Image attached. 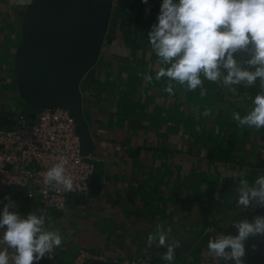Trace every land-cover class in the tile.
I'll list each match as a JSON object with an SVG mask.
<instances>
[{
    "label": "crops",
    "instance_id": "obj_1",
    "mask_svg": "<svg viewBox=\"0 0 264 264\" xmlns=\"http://www.w3.org/2000/svg\"><path fill=\"white\" fill-rule=\"evenodd\" d=\"M30 1L0 0V130L14 126L21 113L34 120L14 70ZM161 2L112 0L99 57L80 83L94 144L90 194L72 195L65 209L45 214V226L63 242L53 260L33 264H71L80 247L99 256L86 264H125L140 256L169 264L162 259L167 246L148 241L158 228H170L168 242H179L171 264H224L207 255L209 238L235 234L233 221L264 214V207L240 208L235 194L239 174L250 182L264 174V127L241 125L233 115L251 110L260 81L245 86L202 77L189 89L157 79L148 31ZM10 201L21 214L41 212L23 190L1 188L0 207ZM246 248L245 264H264V238L251 237Z\"/></svg>",
    "mask_w": 264,
    "mask_h": 264
},
{
    "label": "clouds",
    "instance_id": "obj_2",
    "mask_svg": "<svg viewBox=\"0 0 264 264\" xmlns=\"http://www.w3.org/2000/svg\"><path fill=\"white\" fill-rule=\"evenodd\" d=\"M148 41L159 67L155 77L169 78L189 89H196L203 79L245 86L260 81L261 90L253 97L252 108L245 115L234 113L241 125L264 127V0H162L157 23L148 31ZM247 55L240 60L236 53ZM151 79V77H149ZM173 93L169 84L166 89ZM66 158L49 167L44 183L73 188L65 174ZM235 188L236 203L242 209L264 207V174L250 182L239 174ZM15 201L0 207V264H33L45 257L63 238L59 231L45 226V214L13 210ZM236 233L221 232L209 238L207 255L224 264H245L246 242L251 237L264 238V214L232 222ZM171 229L158 228L154 239L167 246L162 259H174L179 242H168ZM255 247V245H253Z\"/></svg>",
    "mask_w": 264,
    "mask_h": 264
},
{
    "label": "water",
    "instance_id": "obj_3",
    "mask_svg": "<svg viewBox=\"0 0 264 264\" xmlns=\"http://www.w3.org/2000/svg\"><path fill=\"white\" fill-rule=\"evenodd\" d=\"M111 4L112 0H31L16 49L14 70L28 116L34 118L44 107H67L82 155L94 144L80 83L99 57Z\"/></svg>",
    "mask_w": 264,
    "mask_h": 264
},
{
    "label": "built area",
    "instance_id": "obj_4",
    "mask_svg": "<svg viewBox=\"0 0 264 264\" xmlns=\"http://www.w3.org/2000/svg\"><path fill=\"white\" fill-rule=\"evenodd\" d=\"M61 158L67 160L65 174L73 180L71 191L63 185L44 183L47 169ZM94 170L95 163L90 155L80 152L75 121L65 106L44 107L31 122L21 113L14 126L0 130V189L21 187L26 197L40 203L44 214L49 210L65 209L72 195L88 197ZM55 255L54 247L42 259L53 260ZM97 257L90 250L80 247L73 255L71 264H86ZM125 264L153 262L150 256H140L126 260Z\"/></svg>",
    "mask_w": 264,
    "mask_h": 264
},
{
    "label": "trees",
    "instance_id": "obj_5",
    "mask_svg": "<svg viewBox=\"0 0 264 264\" xmlns=\"http://www.w3.org/2000/svg\"><path fill=\"white\" fill-rule=\"evenodd\" d=\"M10 128V127H9Z\"/></svg>",
    "mask_w": 264,
    "mask_h": 264
}]
</instances>
